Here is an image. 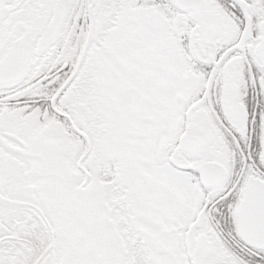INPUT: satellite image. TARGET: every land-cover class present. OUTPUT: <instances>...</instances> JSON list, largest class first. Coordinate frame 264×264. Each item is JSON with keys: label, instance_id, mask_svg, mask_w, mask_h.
<instances>
[{"label": "snow or ice", "instance_id": "snow-or-ice-1", "mask_svg": "<svg viewBox=\"0 0 264 264\" xmlns=\"http://www.w3.org/2000/svg\"><path fill=\"white\" fill-rule=\"evenodd\" d=\"M0 264H264V0H0Z\"/></svg>", "mask_w": 264, "mask_h": 264}]
</instances>
